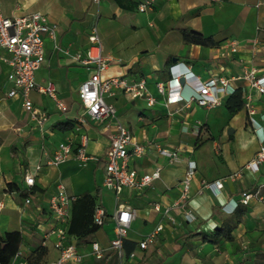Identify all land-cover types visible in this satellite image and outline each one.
I'll list each match as a JSON object with an SVG mask.
<instances>
[{
	"label": "crops",
	"instance_id": "crops-1",
	"mask_svg": "<svg viewBox=\"0 0 264 264\" xmlns=\"http://www.w3.org/2000/svg\"><path fill=\"white\" fill-rule=\"evenodd\" d=\"M142 1L2 0L8 16L39 11L57 25L56 33L45 37V62L35 77L39 84H54L65 108L59 109L51 96L32 91L35 107L46 113L41 125L23 106L20 96L8 97L10 66L0 48V238L7 232H20L19 249L28 262L41 246L48 226L46 208L60 182L77 198L93 196L112 215L117 203L114 190L104 185L105 152L119 120L131 130L135 141L147 147L145 153L130 159V166L139 175L159 167L160 177L142 189H127L122 194V201L136 212L124 239V254L108 248L115 236L113 218L86 235L70 233L68 240L83 255L82 263L264 264V199L254 197L246 205L240 201L247 190L264 197V162L256 170L245 167L260 142L243 92L252 94L260 111H264V94L234 78L245 67H254L258 75H264V0H156L153 7L140 11ZM94 26L110 59L107 73L130 81L144 79L146 91L139 97L121 90L106 95L117 108V118L103 122L87 119L81 124L85 106L79 88L91 70L71 55L78 51L84 54ZM184 29L211 36L216 43L188 42ZM232 40L238 42L234 52L228 46ZM177 62L185 63L194 73L189 79L181 77V88L168 83L171 66ZM216 76L227 77L241 90L242 108L233 112L227 108L232 94L214 107L186 102L196 80ZM160 85H164V93L159 91ZM176 93H182L184 99L171 101ZM148 97L154 98L152 104ZM83 135L88 137L86 154L90 157L86 165H80L73 155L59 165L46 162L62 141H69L75 151ZM189 160L197 164L188 199L194 212L192 220L185 218L183 209L173 207ZM38 164L41 168L36 170ZM27 167L35 175L31 187L24 180ZM219 180L221 185L215 183ZM204 181L209 185L204 186ZM102 187L114 194L111 208L103 201ZM27 197L30 203H25ZM157 203L162 210L155 209ZM238 205L246 210L236 223ZM167 207H171L175 222L164 213ZM234 223L231 240H209L219 227ZM41 224L45 226L39 228ZM158 225L162 230L142 248L140 242ZM93 241L107 248L103 258L92 254ZM46 248L44 261L50 264L59 251L52 242Z\"/></svg>",
	"mask_w": 264,
	"mask_h": 264
},
{
	"label": "built area",
	"instance_id": "built-area-1",
	"mask_svg": "<svg viewBox=\"0 0 264 264\" xmlns=\"http://www.w3.org/2000/svg\"><path fill=\"white\" fill-rule=\"evenodd\" d=\"M99 2L100 0H94ZM156 0H143L139 5L140 11H146L153 7ZM57 25L51 23L46 14L34 11L23 15L8 16L3 12L2 0H0V48L6 55L4 60L10 66L8 80L11 87L7 92L8 97L20 96L22 104L30 111L32 118L39 124H43L46 113L35 107L31 99L32 91L47 94L56 100L59 109L65 108L64 101L57 98L56 88L52 82L42 85L36 80V71L45 62V37L53 36L56 33ZM89 45L84 54L76 52L72 58L91 70L90 75L80 85L79 96L85 106V113L79 118V122L85 123L87 119L96 122H103L117 118V108L113 103L106 100V95H114L117 90L132 96H143L146 91L144 79L130 81L126 77L108 74L110 59L104 54V45L97 26H94L89 34ZM228 46L231 51H236L238 42L232 40ZM264 52V43L261 45ZM68 53V51H66ZM172 78L168 81L169 86L182 87L181 77L189 79L194 77V73L183 62H177L171 66ZM235 79L245 80L249 85L264 94V75L257 74L254 67H245L242 73L236 75ZM164 85L159 86V91L164 93ZM237 90L230 79L225 76L211 77L206 81L196 80V86L185 98L186 102H195L199 106L214 107L222 104L227 95L233 94ZM244 105L249 115L250 123L255 130L260 147L255 156L245 165L246 168L258 169L264 162V111H260L254 104L253 96L250 92H243ZM171 101L184 99L182 93L170 97ZM148 102H154L153 97H148ZM81 145L74 151L69 141H62L56 147L52 156L46 158V162L52 165H59L73 155L80 165H86L89 156L86 154V144L88 137L83 135ZM147 147L134 140L131 130L121 121H116L115 132L110 135V145L105 152V177L104 185L113 189L116 196V209L109 215L100 202H96L93 208V222L102 226L110 218L115 221V236L111 239L109 249L124 254V239L128 234L133 219L136 216L135 210L122 201V194L125 190H139L150 184L154 179L160 177V168L157 167L149 173L139 175L137 170L130 166L132 157L145 153ZM163 153L169 154L165 149ZM36 170L41 168L38 164ZM197 171V164L194 160H189L188 168L180 180V197L173 203V207L181 208L187 220L194 219V212L188 207L193 177ZM239 172L235 173L238 175ZM25 183L31 187L35 183V175L30 168L25 169ZM221 185L220 180L215 182ZM209 184L204 181V186ZM254 197L264 199L259 192L247 190L242 193L241 203L246 205ZM76 196L68 192L64 183L60 182L56 186L55 193L51 196L46 208L48 226L44 229L42 246H47L52 242L54 248L59 251L57 259L50 264H94L82 263L83 255L78 251L75 243L68 240L70 236L69 227L72 219V204ZM31 198L27 197L25 203H30ZM155 209L162 210L160 204H155ZM171 207L164 208L167 217L175 222V218L170 215ZM162 230V225H158L150 232L140 246L145 248L149 242H153L158 232ZM92 254L101 259L105 256L107 248L99 242L91 243ZM131 253L130 256H133ZM10 264H28L23 252L19 249L12 258Z\"/></svg>",
	"mask_w": 264,
	"mask_h": 264
},
{
	"label": "trees",
	"instance_id": "trees-1",
	"mask_svg": "<svg viewBox=\"0 0 264 264\" xmlns=\"http://www.w3.org/2000/svg\"><path fill=\"white\" fill-rule=\"evenodd\" d=\"M184 38L188 42L201 43L205 45L216 43V40H214L213 37L204 36L201 33L193 32L188 29H184ZM226 106L232 112L242 108L243 102L241 98V90H236L227 99ZM12 187V184H9V189H13ZM95 203V198L89 194L76 198L72 206V220L69 227L70 233L82 236L100 227L93 222L92 218ZM245 210L244 206H237L235 209L236 223L240 221L245 213ZM236 223L222 225L217 229L215 235L209 238V240L212 242H218L221 238L231 240L233 238L232 231ZM21 241L22 235L18 231L7 232L2 238H0V264H10L12 258L19 250ZM46 253V246L41 245L37 250L33 251L32 255L28 259V263L46 264L44 261Z\"/></svg>",
	"mask_w": 264,
	"mask_h": 264
},
{
	"label": "rangeland",
	"instance_id": "rangeland-1",
	"mask_svg": "<svg viewBox=\"0 0 264 264\" xmlns=\"http://www.w3.org/2000/svg\"><path fill=\"white\" fill-rule=\"evenodd\" d=\"M102 196H103V201L106 203V205H108L111 208L113 206V200H114L113 192L106 187H102ZM44 226H45V224H41V226L39 228H42Z\"/></svg>",
	"mask_w": 264,
	"mask_h": 264
}]
</instances>
